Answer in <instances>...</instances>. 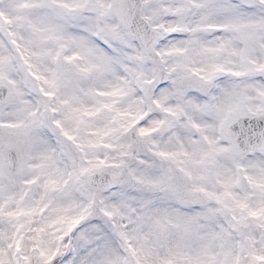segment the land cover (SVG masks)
Listing matches in <instances>:
<instances>
[{
    "label": "snow or ice",
    "instance_id": "obj_1",
    "mask_svg": "<svg viewBox=\"0 0 264 264\" xmlns=\"http://www.w3.org/2000/svg\"><path fill=\"white\" fill-rule=\"evenodd\" d=\"M0 264H264V0H0Z\"/></svg>",
    "mask_w": 264,
    "mask_h": 264
}]
</instances>
